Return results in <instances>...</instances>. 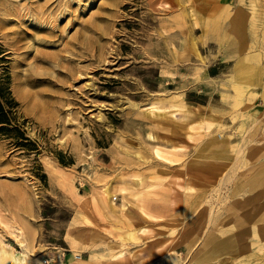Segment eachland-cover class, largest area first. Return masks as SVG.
<instances>
[{"label":"rangeland","instance_id":"1","mask_svg":"<svg viewBox=\"0 0 264 264\" xmlns=\"http://www.w3.org/2000/svg\"><path fill=\"white\" fill-rule=\"evenodd\" d=\"M0 79V264L264 263V0H0Z\"/></svg>","mask_w":264,"mask_h":264},{"label":"trees","instance_id":"2","mask_svg":"<svg viewBox=\"0 0 264 264\" xmlns=\"http://www.w3.org/2000/svg\"><path fill=\"white\" fill-rule=\"evenodd\" d=\"M17 103L10 95L8 85L0 79V134L9 135L13 133L16 142L23 143L29 141L24 135L20 127L16 126L15 120V107ZM44 175L41 176L43 179Z\"/></svg>","mask_w":264,"mask_h":264},{"label":"crops","instance_id":"3","mask_svg":"<svg viewBox=\"0 0 264 264\" xmlns=\"http://www.w3.org/2000/svg\"><path fill=\"white\" fill-rule=\"evenodd\" d=\"M234 255H235V254H234ZM253 256H255V254L252 255V257H253ZM200 257H204V259H205V260H200V264H203V262H205V264H207V259H206L207 256L204 255V256H200ZM215 259H216V258H215ZM215 259L212 261L213 263L211 262V264H214V263H215V264H217V263L219 264V260H215ZM261 261L264 262V256L261 257ZM232 262H233V260H232L231 262H229L228 264H230V263H232ZM234 264H240V263L235 262ZM261 264H264V263H261Z\"/></svg>","mask_w":264,"mask_h":264},{"label":"bare ground","instance_id":"4","mask_svg":"<svg viewBox=\"0 0 264 264\" xmlns=\"http://www.w3.org/2000/svg\"><path fill=\"white\" fill-rule=\"evenodd\" d=\"M31 10V9H30ZM247 134V133H246ZM211 217V216H210ZM212 223V222H211ZM210 225V224H209ZM204 235V234H203ZM129 238V237H128ZM17 264H21V263H19V261H18V263Z\"/></svg>","mask_w":264,"mask_h":264}]
</instances>
